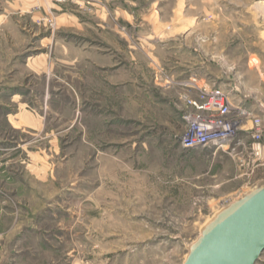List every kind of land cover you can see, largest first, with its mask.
<instances>
[{"label":"rangeland","instance_id":"rangeland-1","mask_svg":"<svg viewBox=\"0 0 264 264\" xmlns=\"http://www.w3.org/2000/svg\"><path fill=\"white\" fill-rule=\"evenodd\" d=\"M262 185L264 0H0V264H183Z\"/></svg>","mask_w":264,"mask_h":264},{"label":"water","instance_id":"water-1","mask_svg":"<svg viewBox=\"0 0 264 264\" xmlns=\"http://www.w3.org/2000/svg\"><path fill=\"white\" fill-rule=\"evenodd\" d=\"M264 251V185L224 206L183 264H255Z\"/></svg>","mask_w":264,"mask_h":264},{"label":"built area","instance_id":"built-area-1","mask_svg":"<svg viewBox=\"0 0 264 264\" xmlns=\"http://www.w3.org/2000/svg\"><path fill=\"white\" fill-rule=\"evenodd\" d=\"M215 92L216 93H219V95H217L218 98L215 99L214 102H212V96H211V99H210L211 102L210 103L212 105H216V106L221 107V106L224 105V98L221 96L222 93L217 92V91H215ZM215 92H212V93H215ZM221 115H223V114H221ZM194 126H195V128L198 127V126H196V123H195ZM210 128L212 129L213 127H208L207 129H205V132L204 133L202 132V129L197 128L201 132L200 133H194L193 135L187 136L186 138H187V140H189V141L186 142L187 145L188 146L189 145L190 146L199 145V144L202 145V144H207V143H209L211 141L223 140V139L228 138V137H220V134H223L225 132H233V130H235L238 127L236 126L235 129L234 128H230L229 129V128L225 127V128H223L225 130L222 129V130L214 131V132H211V133L208 131V129H210ZM198 130H197V132H198ZM229 137H231V136H229ZM207 138H209V141L207 143H203V141L206 140Z\"/></svg>","mask_w":264,"mask_h":264},{"label":"bare ground","instance_id":"bare-ground-1","mask_svg":"<svg viewBox=\"0 0 264 264\" xmlns=\"http://www.w3.org/2000/svg\"><path fill=\"white\" fill-rule=\"evenodd\" d=\"M219 93H211L212 96V102H214L215 99L218 98ZM193 123L192 125H195L196 121L191 120ZM252 129V127L250 125H244L242 127H238L235 130H233V132H225L223 134H220V137H229V136H234L237 131H243V132H250ZM224 140V139H223ZM209 141V138H207L206 140L203 141V143H207Z\"/></svg>","mask_w":264,"mask_h":264}]
</instances>
